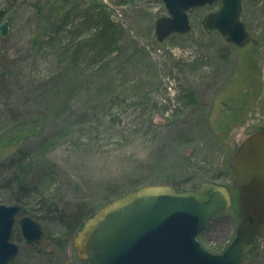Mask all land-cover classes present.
I'll use <instances>...</instances> for the list:
<instances>
[{
  "label": "rangeland",
  "instance_id": "obj_1",
  "mask_svg": "<svg viewBox=\"0 0 264 264\" xmlns=\"http://www.w3.org/2000/svg\"><path fill=\"white\" fill-rule=\"evenodd\" d=\"M242 6L252 42L239 49L203 26L221 2L191 10V32L159 43L163 0H0V26L8 25L0 31V140L34 130L26 148L36 158L31 179L41 181L27 207L50 218L37 220L44 237L32 246L15 225L13 264H90L54 208L159 184L227 187L230 212L197 241L212 254L229 247L241 221L233 157L264 130V0ZM233 112L230 133L219 135ZM0 204L11 205L2 196ZM242 264H264V239Z\"/></svg>",
  "mask_w": 264,
  "mask_h": 264
},
{
  "label": "water",
  "instance_id": "obj_2",
  "mask_svg": "<svg viewBox=\"0 0 264 264\" xmlns=\"http://www.w3.org/2000/svg\"><path fill=\"white\" fill-rule=\"evenodd\" d=\"M243 0H163L169 16L156 21V37L163 43L174 34L191 32L189 12L221 2L205 16L206 31H217L244 49L252 42L242 21ZM2 13H0V20ZM1 33H8L6 23ZM233 179L239 188L240 224L236 237L222 254L204 250L197 237L217 216L230 212L233 198L227 187L205 182L195 190L148 185L101 208L85 221L74 245L79 258L90 264H242L246 249L264 239V130L252 133L233 157ZM18 205L0 204V264L19 253L12 242L18 223L27 244L40 241L44 229L34 218L21 215Z\"/></svg>",
  "mask_w": 264,
  "mask_h": 264
},
{
  "label": "trees",
  "instance_id": "obj_3",
  "mask_svg": "<svg viewBox=\"0 0 264 264\" xmlns=\"http://www.w3.org/2000/svg\"><path fill=\"white\" fill-rule=\"evenodd\" d=\"M249 92L250 91L248 89L246 94ZM227 103L228 102L225 104L228 105ZM228 119L229 120H227L226 124L222 125L220 129L217 130L219 135L221 132L226 134L230 133L229 123L237 121L238 113L234 114L233 112ZM34 134V130L31 129L19 130L18 132L7 135L0 140V169L15 168L17 170V172H13L9 176L6 175L3 177L0 175V191L3 193L0 194V196H2L3 200L7 201V203L20 206L22 208L21 215H27L35 220L46 222L49 221L48 219L50 218L45 215H38V213H40L39 210H29L27 207L30 195L35 192L37 189L36 187H40L41 181L40 179V181L37 182L36 179H31L30 176L35 165L34 159L36 158L33 153L27 150L26 143L29 139L35 136ZM110 193L111 195L104 199L102 203L95 206L78 202L70 204L67 207L54 208L53 213L57 215L58 222L65 230L67 238L74 239L77 232L82 228L87 219L93 216L108 203L126 194L124 192L122 193L114 190H112V192L110 191Z\"/></svg>",
  "mask_w": 264,
  "mask_h": 264
},
{
  "label": "flooded vegetation",
  "instance_id": "obj_4",
  "mask_svg": "<svg viewBox=\"0 0 264 264\" xmlns=\"http://www.w3.org/2000/svg\"><path fill=\"white\" fill-rule=\"evenodd\" d=\"M24 240H25V239H24ZM12 242H13V241H12ZM38 242H39V241H38ZM35 243H37V242H35ZM35 243L27 244L26 241H25V244H26L27 246H32V245L35 244ZM15 244H16V243H15ZM18 246H19V245H18ZM20 251H21V250H20V246H19V253H20ZM19 253H18V255H19ZM18 255H17V256H18ZM17 256L15 257V259H14L10 264H13V263H14V261H15L16 258H17Z\"/></svg>",
  "mask_w": 264,
  "mask_h": 264
}]
</instances>
